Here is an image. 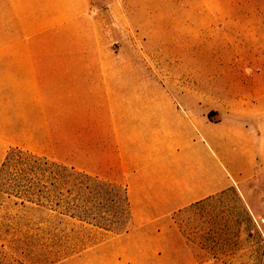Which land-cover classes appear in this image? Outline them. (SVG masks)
Here are the masks:
<instances>
[{"label": "crops", "instance_id": "0c3cea01", "mask_svg": "<svg viewBox=\"0 0 264 264\" xmlns=\"http://www.w3.org/2000/svg\"><path fill=\"white\" fill-rule=\"evenodd\" d=\"M109 35L91 0H0V149L50 153L79 133L95 176L128 190L121 245H158L142 252L157 264H198L174 217L233 189L246 195L264 173V92L240 79L210 120L193 94L135 91L149 77Z\"/></svg>", "mask_w": 264, "mask_h": 264}, {"label": "rangeland", "instance_id": "374dc122", "mask_svg": "<svg viewBox=\"0 0 264 264\" xmlns=\"http://www.w3.org/2000/svg\"><path fill=\"white\" fill-rule=\"evenodd\" d=\"M91 2L104 29L111 30L110 48L136 60L149 77L136 82L135 91L193 94L209 110L210 120H218L226 92L238 94L240 79L246 78L254 97L264 92V0ZM258 104L253 100L251 108ZM80 142L79 133L71 132L65 142L69 149L48 153L44 147L34 154L95 176L100 165L93 154L79 155ZM13 148L0 149V170ZM6 183L0 180V190ZM249 185L246 195L233 189L175 215L198 264H264V173ZM37 210L0 191V264H157L142 252L158 245L122 246L125 234L73 219L61 221L57 213L45 217Z\"/></svg>", "mask_w": 264, "mask_h": 264}, {"label": "trees", "instance_id": "16d2710c", "mask_svg": "<svg viewBox=\"0 0 264 264\" xmlns=\"http://www.w3.org/2000/svg\"><path fill=\"white\" fill-rule=\"evenodd\" d=\"M2 193L30 203L40 215L77 220L98 230L123 235L131 230L127 188L32 152L13 148L0 170ZM6 186V187H5ZM44 217V218H45Z\"/></svg>", "mask_w": 264, "mask_h": 264}]
</instances>
